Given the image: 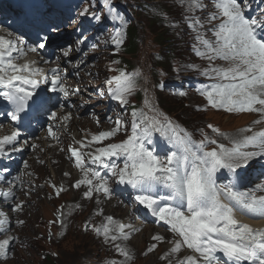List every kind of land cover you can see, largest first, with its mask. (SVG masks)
Wrapping results in <instances>:
<instances>
[{
  "label": "snow or ice",
  "instance_id": "6c2138e0",
  "mask_svg": "<svg viewBox=\"0 0 264 264\" xmlns=\"http://www.w3.org/2000/svg\"><path fill=\"white\" fill-rule=\"evenodd\" d=\"M212 2L216 11L208 20L220 21L210 29L215 39L208 40L200 33L199 28L203 25L195 17L191 18L188 26L197 31L196 41L202 46V50L195 48L196 54L210 61H224L227 67H211L204 72L203 75L216 82L200 89V94L213 109L264 115V17L246 16L247 5L242 0ZM204 7L203 0H190V11L203 10ZM79 15L99 20V16L90 14L87 9L80 11ZM50 31L57 32L59 27L52 25ZM48 40L49 35L45 33L37 46L27 51L44 49ZM121 42L116 38L117 45ZM25 51L18 47L17 42L0 38V97L13 106V111L8 113L13 121H19L20 114L29 109L39 110L51 100V97L45 98L36 92L40 81L35 77L40 74L39 69L15 62ZM64 55L67 56L68 52L65 51ZM138 75L121 72L114 80H108L109 86L115 85L110 87L109 95L120 104H127L126 97L135 89V77ZM52 76L50 91L68 97L70 92L61 83L56 70H53ZM132 115L131 134L127 140L96 148L94 153L88 154L90 162L87 167L81 154L72 151L76 167L83 171L84 177L74 187L86 186L84 196L88 199L94 192L110 195L108 176L115 177L120 185L131 187L139 204L169 225L170 231L181 237L182 244L198 254L199 259L189 256L179 264H264V231L254 230L237 219L238 214L264 219V194H257L264 193V184L240 190L235 183L221 185L216 179L221 170L236 174L237 169L246 167L252 159L264 157V131L235 139L230 148L207 136L199 144H194L171 121L161 123L158 118L146 114L137 117L133 112ZM50 118L55 120L56 113L51 112ZM63 119L68 120L69 116ZM115 123V129L93 136L90 143L99 144L111 139L122 127L120 120ZM208 127L219 134L212 125ZM246 131L252 130L249 128ZM154 132L160 133L173 146L174 150L164 157L157 155L155 148L149 147L153 143ZM48 133L52 136L53 129L49 128ZM18 138L19 132H14L0 140V152L4 150V145L12 146V151H22L21 147L15 146ZM209 145L216 147L206 151ZM250 147L256 150H245ZM116 161H120L122 166ZM100 169L106 170V173L102 175ZM20 208L17 205L12 210L19 211ZM2 215L0 213V217ZM107 220V225L95 229L97 235L102 234L112 242L129 239L123 224L117 226L118 235L109 236L113 218L109 216ZM5 222L0 218V232L4 231L2 226ZM153 239L159 241L161 237L154 236ZM9 243V240L0 242V258H7ZM154 248L155 245L148 252ZM116 249L126 259H131L119 244ZM180 249L181 242H177L172 252L177 253Z\"/></svg>",
  "mask_w": 264,
  "mask_h": 264
},
{
  "label": "rangeland",
  "instance_id": "374dc122",
  "mask_svg": "<svg viewBox=\"0 0 264 264\" xmlns=\"http://www.w3.org/2000/svg\"><path fill=\"white\" fill-rule=\"evenodd\" d=\"M85 55L86 54L84 53V51H81L78 53L77 58H83ZM95 57L96 56L93 53L91 55V58L93 59ZM125 58L129 59V56ZM132 62H134V60ZM92 77H94V75ZM81 93L83 94V96H81L82 99H85L86 101H84V103L82 104L78 100L75 107L79 109L77 110L73 118L72 116H69V119L67 120L71 123V129H69V140L73 137L79 140L80 138L78 137V135H80V137L82 138L86 133L95 131L97 122L94 119L90 121V119L94 117L92 114H86L85 107H82L84 106V104H92L93 101H95V105L91 107L94 110L91 111H94L96 114L104 110L102 106L103 101L99 97L95 96L96 92L90 94L88 90H84ZM89 96H92V99H89ZM160 97L163 107L166 110L176 114L178 118L182 119L183 121H187V124H189L190 120L194 119L192 113L193 110L191 108H188L187 104H183L182 102L176 99L169 98L165 95H161ZM186 103H189V101H186ZM181 105L184 108V110L182 111L179 110ZM211 113L212 112L203 114L199 113L197 115V118L198 120L203 122L208 121L217 123L226 130H237L241 125L245 124L249 120V115L226 116L221 113H218L219 115H213ZM217 116H219V118ZM70 118H72L71 121H69ZM102 125L103 127L106 126L105 123H103ZM63 143L67 144V141H64ZM62 145L60 146V148H57V150H52L51 152H48V150L45 149L46 147L40 149V153H46V155L55 153L54 158L51 157L50 162H47V156L43 160H34V158L41 156L39 154L30 159V168L35 173L33 174L32 179H36L37 177L41 179L50 177V179L52 180V167H55L61 168L60 170H63L64 173H67V175L63 173V176L61 177L62 180L66 179L68 180V182L70 181L71 174H69L67 171V165L69 166V163L65 159L66 157L64 151H62ZM51 187L54 189L53 196H57L58 191L55 190L53 185H51ZM73 195L71 193H66L62 194L60 199L54 198L47 200V196L43 199V194L38 192L31 201V207L29 208L27 206L22 208L20 213V215L22 216H19L14 226L15 229H18L20 226H22V224H25L23 228L19 229V235L21 236L25 246H21L19 241L16 240L14 242L13 248H11V251L13 252V258H10V260L0 264H85L83 262V259L91 258L90 260H92L98 258L99 256H102L103 253L100 252V248L97 244L99 242L94 240L88 234H85L79 228L81 227V222L86 218L87 222H91L93 224H95V221H97L96 213L93 210V197L91 199L86 198L84 203L85 207H83L81 213L77 212V214L74 216V225L70 228L65 236L62 237V235L60 234L58 236L54 234L55 230L61 225L60 217L64 216L62 215V213L58 212V209L62 208L60 207L63 205L62 201H67V199L70 200ZM22 199L20 201H23ZM116 212L117 210L113 209L110 211L111 214H116V216L121 217V215L117 214ZM63 218L64 217H61V219ZM21 221L23 223H20ZM45 222L47 223V225H44ZM12 229L13 228L11 227V230ZM8 235L9 232L6 233V236ZM142 235H146V238L141 242V239L144 237ZM148 236V232H146V234H142V232H140L134 237V240H127L124 243V245L131 250L135 257V261L129 264H163L161 263L163 257L160 256V253L162 252H160L159 250L156 254H152L146 257H142L140 255L141 251L146 245V242L149 239H147ZM23 243L22 245H24ZM160 247L168 249L164 245ZM163 253L164 256L165 252ZM86 256H88L89 258H87Z\"/></svg>",
  "mask_w": 264,
  "mask_h": 264
},
{
  "label": "bare ground",
  "instance_id": "6f19581e",
  "mask_svg": "<svg viewBox=\"0 0 264 264\" xmlns=\"http://www.w3.org/2000/svg\"><path fill=\"white\" fill-rule=\"evenodd\" d=\"M51 93H53V92H51ZM49 96L50 95H48V97ZM75 100L76 101L71 104V114L68 115V116H72V118L76 114L77 110L79 109V108L75 107L78 100L82 104L84 103V101H86L85 99H82V97L75 99ZM94 105H95V101H93L92 104L86 103V104H84V106H82V107H85V111H86L87 115L93 109L91 107H93ZM88 106H90V107H88ZM66 110L67 109H64L63 111H57L56 110L55 113H56L57 118L55 120L50 119V120L46 121L47 125H49L50 128L53 129V135L51 137V139H52L51 141H49L50 138L46 134L47 130L44 129V130L39 132L38 138H34L32 140H26V139L19 140V138H18L17 145H15V146L21 147L23 149L22 151L13 152L11 150L12 146L4 145V151H6L4 157H5L6 161L2 165H0V171L6 170V168H10L12 170L15 169V166H18L20 163L19 157L21 155H23L25 153V151H27V150L29 151V153L26 156H24V158H22L25 161V165H26L25 169H23V170L18 169V171H17V174H18V172L21 171V176L18 178V181L23 186L22 190H26L25 192H23V194H21L20 192L17 194L16 199L19 203H21L20 210L19 211H13L12 206L15 205V204H13L12 206L8 205V206L2 208V210L0 211V213L3 214L2 217H0V218L5 219V221H6L5 224L2 226L4 231L0 232L2 235L0 237V242H2L3 240H9V242H10L8 249H7V258L6 259L0 258V263H5L6 261L10 260L9 251L11 248H13L14 242L18 238H20V240L23 243V240H22L21 236L19 235V229L23 228L25 226V224L24 225L22 224V226H20L18 229L14 228L19 216H22V215H20L22 208L27 207V206L30 208L31 207V201L33 200V198L35 197V195L38 192L43 194V196H42L43 199L46 196H47V200L50 198V189L47 186L46 177L44 179H41L39 177H37L36 179H32V176L35 173L30 168V163H31L30 159L35 157L37 154H39L41 156L34 158V160H36V159L43 160L47 156L46 160H47V162H50L51 157L54 158L55 153L46 155V153H40V149H42V147L45 146L46 147L45 149H47L48 152H51L52 150H57V148H60V146L62 144H63L62 147H63L65 157H67L69 155V147L67 144L63 143L64 141H67L69 139V136L66 137L65 135H66L67 131L69 129H71V126H70L71 123L68 122L67 120L63 119L67 115V114H64V112ZM102 111H104V110H102ZM211 114L219 115L218 113L217 114L211 113ZM95 115H96V113L94 114V116ZM217 117L219 118V116H217ZM72 118L70 119V121L72 120ZM80 121H82V120H80ZM0 125H2V122ZM11 135H12V128L11 127H9V126L4 127L3 126L0 129V140H3L4 137L11 136ZM23 137H24V135L22 134L20 136V138H23ZM78 137H80V135H78ZM53 138H54V140H53ZM37 146H38V148H37ZM12 155H15V159H16L15 165H13L9 161V156H12ZM33 168H35V167H33ZM67 168H68V165H67ZM60 169L61 168L52 167L53 180H51V184H53L56 189L63 188L64 186H67V187H69V189L72 190L73 194H75L71 197L70 200L67 199V201H62L63 205L60 206L62 208H59L58 212H62V214H63V213L69 212L68 210H69V206H70L71 202H76L80 198V191L78 189H75L74 182L78 181L79 179L82 178L83 172L78 171L76 175L71 173V176H70L71 178H70V181L68 182V180H66V179H63V180L61 179L64 171L60 170ZM14 174H15V172H10V173H6L5 175L6 176L11 175L12 180L14 182ZM29 174L31 175V177L28 176ZM64 174H67V173H64ZM74 179H75V181H74ZM0 183L3 184V187L0 189V193H2L3 195L10 193V195H11L12 194V189H10L11 186L8 185V183L3 182L1 179H0ZM66 193H70V191L66 190L62 194H66ZM22 197H23V199H22ZM21 199L23 201H20ZM3 201H4V198H3ZM77 212L81 213L82 211L79 210V211L74 212L71 216H69V217L67 216L68 222L74 223L73 218L77 214ZM130 212H131V209L129 207L124 208L120 212V214L123 216L125 221L128 223H130V221L132 220V217L130 216ZM83 221L81 222V224L83 223ZM65 222H67V220ZM260 224L264 225V222H261ZM44 225H47V223L45 222ZM11 227L13 228L12 230H11ZM7 232H9L8 236H6ZM146 232L150 233V235H149L150 237H152L153 235H159L160 234L159 232H155L154 228L149 227V226H147V228H145L142 231V234H144V233L146 234ZM142 236H144V237L141 239V242L146 238V235H142ZM150 237H147V239L148 238L150 239ZM20 245L25 246V244L24 245L20 244ZM161 251L163 252V249Z\"/></svg>",
  "mask_w": 264,
  "mask_h": 264
},
{
  "label": "trees",
  "instance_id": "16d2710c",
  "mask_svg": "<svg viewBox=\"0 0 264 264\" xmlns=\"http://www.w3.org/2000/svg\"><path fill=\"white\" fill-rule=\"evenodd\" d=\"M148 27L150 29V33L153 35V42L159 46L162 47V50L165 51H170V50H174L172 48H170V46L172 45V41L171 38H169L168 36H166V30L163 29L162 27L157 26L156 21H149L148 23ZM145 33L144 29H143V34ZM140 32L138 31L137 27H133L131 28L130 31V35H129V40H128V44H127V53L128 54H134L137 50V37L139 36ZM53 41V40H51ZM179 110H184V108L182 107V105L180 106Z\"/></svg>",
  "mask_w": 264,
  "mask_h": 264
},
{
  "label": "clouds",
  "instance_id": "9594fccd",
  "mask_svg": "<svg viewBox=\"0 0 264 264\" xmlns=\"http://www.w3.org/2000/svg\"><path fill=\"white\" fill-rule=\"evenodd\" d=\"M3 204H0V206H2ZM2 209V208H1ZM18 239H20V238H18Z\"/></svg>",
  "mask_w": 264,
  "mask_h": 264
}]
</instances>
